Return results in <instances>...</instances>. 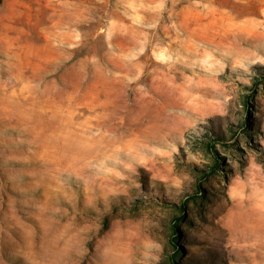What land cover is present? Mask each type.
<instances>
[{
	"label": "rangeland",
	"instance_id": "obj_1",
	"mask_svg": "<svg viewBox=\"0 0 264 264\" xmlns=\"http://www.w3.org/2000/svg\"><path fill=\"white\" fill-rule=\"evenodd\" d=\"M263 74L264 0H0V264H264Z\"/></svg>",
	"mask_w": 264,
	"mask_h": 264
},
{
	"label": "trees",
	"instance_id": "obj_2",
	"mask_svg": "<svg viewBox=\"0 0 264 264\" xmlns=\"http://www.w3.org/2000/svg\"><path fill=\"white\" fill-rule=\"evenodd\" d=\"M263 76H264V74H263ZM245 103H246V101H245ZM238 127H241V128H243L244 130L245 129H250V125H249V122H248V120L246 119V118H242L240 121H239V124H238ZM234 133V132H233ZM207 148H209L210 150H215L214 149V144H210V143H206V145H205ZM217 161H215L214 160V162L213 163H211L210 165H209V169H208V173L207 174H209L210 172H216V170H217ZM206 176V175H205ZM205 176L203 177V178H205ZM199 186V185H198ZM194 195L195 194H192L191 196L192 197H194ZM197 196V195H196ZM185 207H186V201H183V202H181L180 204H179V210L183 213L184 212V209H185ZM184 214V213H183ZM183 214H177L176 215V217L174 218V220H173V222H172V224H171V231H170V233L172 234V236H173V239L171 240V244L173 245V248H174V250H173V252H171V253H169L168 254V262H169V264H177V262H176V259L175 258H177V257H180V253H179V246L177 245V236L176 235H178V233H177V231H178V227H179V224H180V222L182 221V219H183ZM175 239H177V240H175ZM172 248V249H173Z\"/></svg>",
	"mask_w": 264,
	"mask_h": 264
},
{
	"label": "bare ground",
	"instance_id": "obj_3",
	"mask_svg": "<svg viewBox=\"0 0 264 264\" xmlns=\"http://www.w3.org/2000/svg\"><path fill=\"white\" fill-rule=\"evenodd\" d=\"M27 54V53H26ZM35 56V55H34ZM41 64V63H40ZM3 89V88H2ZM44 100V99H43ZM40 105V104H39ZM21 106V105H20ZM41 106V105H40ZM39 107V106H38ZM11 112V111H10ZM13 112V111H12ZM9 115V114H8Z\"/></svg>",
	"mask_w": 264,
	"mask_h": 264
}]
</instances>
